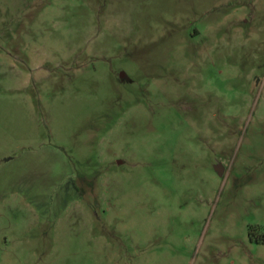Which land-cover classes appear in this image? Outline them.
Instances as JSON below:
<instances>
[{
    "label": "rangeland",
    "instance_id": "rangeland-1",
    "mask_svg": "<svg viewBox=\"0 0 264 264\" xmlns=\"http://www.w3.org/2000/svg\"><path fill=\"white\" fill-rule=\"evenodd\" d=\"M0 264H264V0H0Z\"/></svg>",
    "mask_w": 264,
    "mask_h": 264
},
{
    "label": "water",
    "instance_id": "water-1",
    "mask_svg": "<svg viewBox=\"0 0 264 264\" xmlns=\"http://www.w3.org/2000/svg\"><path fill=\"white\" fill-rule=\"evenodd\" d=\"M120 78L123 79L124 76L121 75ZM216 171L218 172L219 175H222L223 167H222L221 165H218V166L216 167Z\"/></svg>",
    "mask_w": 264,
    "mask_h": 264
}]
</instances>
